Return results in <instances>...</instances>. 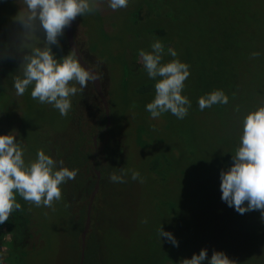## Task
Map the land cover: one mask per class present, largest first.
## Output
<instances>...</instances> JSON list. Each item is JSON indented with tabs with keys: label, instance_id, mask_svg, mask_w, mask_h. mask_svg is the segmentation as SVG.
Listing matches in <instances>:
<instances>
[{
	"label": "rangeland",
	"instance_id": "obj_1",
	"mask_svg": "<svg viewBox=\"0 0 264 264\" xmlns=\"http://www.w3.org/2000/svg\"><path fill=\"white\" fill-rule=\"evenodd\" d=\"M205 3L213 6L216 1L203 0L202 4ZM220 5L228 6V10L222 12V6L217 11L218 27L224 26L225 31L219 45L225 48L223 55L234 59L232 68H229L234 74L230 88L233 117L224 120L229 125L217 127L220 118L216 113L205 109L201 111L198 105L200 96L193 99L186 89L183 95L191 102L187 116L178 119L167 112L153 119L149 115L148 118L157 124L155 134L150 136L148 131L144 132L142 141L135 138L136 130L146 129L145 107L142 105L143 97L137 94L138 84L141 81H153L152 85L155 84V80L148 77L139 56L140 49L151 51L155 39L148 38L143 42L144 35L163 27L166 32L170 30L165 37L171 41L156 39L164 45L162 62H168L173 59L168 55V48H173L174 42L179 40L172 28L179 25L180 28L189 29L191 17L188 16L198 14V11L187 8V3L177 12L169 11V5L158 6L154 8L156 14L146 18L147 26L137 27L139 33L135 41L126 33V23L133 21V7L112 10L108 0H102L100 11L78 16L74 20L75 42L84 60L100 73L102 89L107 92L110 125L122 137L124 150L121 167L117 173L115 170L113 172L121 175V169L138 170L144 180L143 183L132 180L129 172L124 175V183H113L109 179L111 173L108 174L107 189L101 194L100 215L104 225L98 231V244L111 251L114 257H130L145 236L150 244L153 242L154 250L163 244L162 249L168 251L162 238L158 242L155 239H159L158 229L161 225L175 237L178 246H173V251L177 250L182 259H190L193 253L199 254L204 248L209 259L216 250L223 251L236 264H262L259 237L263 234L264 219L258 210L239 214L234 207L221 200L222 169L219 168L223 164L218 165L213 152L226 142L235 148L239 143L242 114L264 101V0H221ZM20 7V0H0V135L13 132L24 148V159L28 161L35 158L37 149L44 150L46 154L50 150L54 153L63 151L61 144L66 143L74 132L73 122L78 119L76 116L74 120L75 107L82 97L81 93L71 97V109L67 116H61L50 104H41L32 99L31 88L22 96L16 95L13 76L19 74L22 52L16 49L21 28L14 18ZM142 12L150 11L145 6ZM222 16L223 25L220 24ZM104 25L108 27V35L101 34L100 28ZM40 35L42 37V33ZM191 36L195 39L193 34ZM59 39V47L51 46L58 58L70 50L65 41V31ZM125 52L131 58L129 68L123 64ZM253 52L260 55L252 58ZM185 63L189 65L190 75L184 82L183 92L190 80L196 83L199 76L194 59L193 63L187 60ZM124 76L129 79L128 83L123 81ZM88 84L92 86V82ZM89 87L86 89L87 95L93 91ZM95 102H98L96 97ZM230 124L233 131H226ZM96 125H90L88 130L99 123ZM231 132L234 134L233 145L230 139L227 141ZM104 136L108 137L107 133ZM68 154L70 156V152ZM162 157L166 158L163 161L167 163L164 172L159 173L151 168L150 160ZM110 190L118 192L114 196L115 201L110 198ZM20 200L22 198L17 196V201ZM169 201H176L172 202L176 214ZM23 202L35 223V237H29L31 242L27 246L16 245L10 218L0 224V264H69L70 255L74 257V247L70 248L66 232L63 197L52 208ZM111 202L117 204V212L114 215L115 224L108 226L106 212H109L108 204ZM143 220H147V223H142ZM182 259H175L172 264H180ZM202 264H208L207 260Z\"/></svg>",
	"mask_w": 264,
	"mask_h": 264
},
{
	"label": "clouds",
	"instance_id": "obj_2",
	"mask_svg": "<svg viewBox=\"0 0 264 264\" xmlns=\"http://www.w3.org/2000/svg\"><path fill=\"white\" fill-rule=\"evenodd\" d=\"M101 2L20 0L21 7L14 18L21 28L16 49L22 52L19 74L13 76L16 95L22 96L31 88L32 99L50 104L61 116H67L72 107L71 97L82 93L89 82L101 79L94 68L81 65L76 49L58 58L51 47L60 46L59 38L78 16L100 11ZM128 3L129 0H108L112 10L127 8ZM163 55L164 45L159 40L151 44V51L139 50L148 77L155 80L154 99L146 104V110L153 119L166 112L183 119L191 106L190 100L182 95L184 82L190 75L189 65L177 59L178 54L171 47L168 55L173 59L162 62ZM259 55V52L251 53L252 58ZM228 102L229 97L220 89L198 98L201 111ZM232 161L227 170L220 171L221 200L239 214L258 210L264 219V101L242 114L239 143L232 153ZM129 172L132 180L144 182L140 172L134 169H121V175L113 172L109 179L113 183H124V175ZM77 173L78 170L66 167L62 159H54L42 149H37L34 159L26 161L24 148L15 134L0 135V224L8 221L14 211H23L17 196L36 207L52 208L55 202L62 200L60 186L75 179ZM64 206L70 205L65 203ZM158 236L178 246L175 237L161 225ZM205 260L208 264H236L223 251L213 250L209 259L204 248L199 254L193 253L190 259H182L180 264H202Z\"/></svg>",
	"mask_w": 264,
	"mask_h": 264
},
{
	"label": "trees",
	"instance_id": "obj_3",
	"mask_svg": "<svg viewBox=\"0 0 264 264\" xmlns=\"http://www.w3.org/2000/svg\"><path fill=\"white\" fill-rule=\"evenodd\" d=\"M137 0H129L127 9H131L133 7V21L127 25L126 23V33L130 35L133 41L137 40L136 34L139 33L137 27H146L147 20L146 18L153 13L156 14L154 8L163 7L164 5H169V11H180L185 7V3L188 4L187 8L195 9L198 11V14H192L191 19L188 21L190 26L187 29L186 27L180 28L179 25H176L172 28L174 33L177 35V41L173 44V49L177 52V56H182L179 59L181 62H191L193 63V59L195 61L196 67L198 69L199 76L197 78L196 83H192L191 80L188 86L185 88L184 92L182 91V95L188 89L191 93V97L193 99L198 98L199 96L206 95L207 93L211 92L215 89L223 90L224 93L229 97V102L226 105H213V109L205 108V111H211V113H216V116L220 118L218 126L227 127L229 123L225 122L224 120H231L233 117V109H232V92L230 91L231 83L233 81L234 74L230 71L232 68V63L234 59L228 57L227 55H223L222 50L225 48L219 45L221 40V36L225 33L223 32V27H218V15L217 11L219 8H222V12H227L228 6L220 5L221 0H215V5L211 6L210 4H202L203 0H140L138 3ZM137 3V6H136ZM148 8L149 13H143L142 10L144 7ZM188 10V9H187ZM168 11V12H169ZM159 13V12H158ZM157 13V15H158ZM193 17V18H192ZM224 17L222 16L220 19V24L223 25ZM107 25V24H106ZM190 28L192 31H190ZM108 27L102 26L100 28L101 34L108 35L109 31ZM186 31H188L186 33ZM145 32V30H144ZM170 32V30L168 31ZM166 29L159 28L157 31H152L146 33L144 35V40L150 39H170L169 37H165ZM186 33V34H185ZM194 35L195 39L192 38L191 35ZM111 37V36H109ZM117 39V38H116ZM150 39V40H151ZM121 40V39H117ZM66 41V39H65ZM116 41V40H115ZM167 41V40H164ZM163 41V42H164ZM171 41V40H169ZM67 43V42H66ZM123 47L125 46L122 44ZM125 49H128L126 47ZM127 52H125V55ZM185 57V58H184ZM178 59V58H177ZM185 59V60H184ZM124 66L129 68V64H131L130 56H127L123 60ZM132 65V64H131ZM230 68V69H229ZM98 74L99 71H98ZM101 81V80H100ZM123 81L128 83L129 79L124 76ZM153 81L147 82H139L138 84V93L143 97L142 105L145 107V117L144 122L146 129L136 130L135 138L137 140L142 141L144 132H149L150 136L155 134L157 124H154L148 117L150 113L146 110V104L151 102L154 99L155 89L154 85H152ZM87 85V87L81 93L82 101L79 99L77 100L76 107H75V114L74 120L77 116L78 119L73 122L75 128L73 127V133H71V137L66 140V143L61 144L63 147V151L58 153V151H52L48 154L54 159L64 161V165L71 169L78 170L77 176L73 180H68L66 183L62 184L61 191L63 197V213L65 215V220H67L66 225L67 229L66 232L68 234V240L70 248L74 247L73 253L74 257L70 255L69 257V264H78L79 263V256H80V232L83 228L85 213H86V206L89 199L90 192L93 188L95 182V172L94 169H97L101 173L100 179V187L99 193H97L98 198H96V202H94L91 212V222L89 231L87 233V241L89 239V243L85 247V256L83 260V264H172L173 260L175 259H182L180 254L177 250L174 249L173 251V244L169 242L165 237H160L159 239L155 237L157 242L162 238L167 245L168 251L162 249V245L160 244L157 250H154L149 241L142 239V242L137 246L136 251L133 252L130 257L123 258L122 256L114 257L111 251L107 249L101 248L98 242L100 241V232L102 228V221H101V201H102V193L107 189L108 186V174L112 173L114 170L117 171L121 167L122 163V155L124 150V145L122 143V137L113 130L112 126L109 125L107 129H104L106 125V119L104 115L103 106L101 103L100 98L96 95L93 86ZM92 88L93 90L91 93L86 91V89ZM104 92V90H103ZM105 96L107 92L105 93ZM95 97L97 101L95 102ZM89 100V102H88ZM92 100V101H91ZM83 104V107L81 105ZM86 103V104H85ZM79 107H78V105ZM97 104V105H96ZM193 104V103H192ZM87 105V107H86ZM84 106L86 107L84 111ZM80 108V109H79ZM214 111V112H213ZM87 116H85V114ZM88 113V115H87ZM168 114L163 113V115ZM167 117V116H166ZM221 117H224L223 119ZM99 123V125H98ZM92 124H97V127H92L89 131L88 127ZM228 130L233 131V126L230 124ZM192 131V129H191ZM208 132V131H207ZM108 135L105 137L104 134ZM191 135L194 136V133ZM228 135V134H227ZM96 136L97 141V148L95 150L93 146V137ZM230 137L227 141H231L232 145L234 144V134L229 135ZM236 148V147H235ZM233 146H229V143L226 145L222 144L218 151L213 152L214 157L217 160L219 165L223 164L222 167L219 169L227 170L229 165L232 163V153H234ZM221 151V152H220ZM70 152V156L69 153ZM212 155L213 153L210 152ZM166 158L159 159L153 158L150 160V166L153 170H158L159 173L164 172V167L166 168V163L163 160ZM215 160V161H216ZM222 160L223 162H220ZM161 165V166H160ZM71 166V168H70ZM111 196L110 198L115 201L116 198L114 197L118 192L114 190H110ZM170 202V201H169ZM171 201L169 205H171L172 210L176 214L175 205ZM22 206L23 211L16 210L10 215V220L13 228V235H14V242L16 241V245H20L22 247L27 246L30 244V236H34L33 234V227H35V223L32 221V217H30L29 209L23 204L20 200L19 202ZM65 203L69 204V207H65ZM164 203V202H163ZM168 205V204H166ZM165 205V206H166ZM109 212H106V217L108 219V226H112L115 224L114 215L117 212V204L110 203ZM166 209V208H165ZM168 210V209H166ZM115 211V213H114ZM104 225V224H103ZM32 229V231H31ZM39 230V228H38ZM31 233H29V232ZM263 234L259 237V245L261 249L260 258L262 264H264V226L262 227ZM169 232V231H168ZM157 236V235H156ZM35 237V236H34ZM108 248V246H107ZM212 250V249H211ZM71 251V250H70ZM107 253V254H106ZM22 257V256H21ZM73 260V263H72ZM174 263V262H173Z\"/></svg>",
	"mask_w": 264,
	"mask_h": 264
},
{
	"label": "water",
	"instance_id": "obj_4",
	"mask_svg": "<svg viewBox=\"0 0 264 264\" xmlns=\"http://www.w3.org/2000/svg\"><path fill=\"white\" fill-rule=\"evenodd\" d=\"M65 39L67 42V46L70 50L76 49L78 59H79L81 65L85 68H89V67L93 68L89 63H87L84 60V58L82 57V55L79 51V48H78L76 42H75L74 21L71 23L70 27L65 29ZM92 86L94 88L95 93L97 94V96L101 100L103 110H104L105 119H106V125H105L104 129H107L111 122H110V115H109V106H108L107 98H106V96L103 92V89H102L101 81L100 80L94 81L92 83ZM93 146L96 150V148H97L96 136L93 137ZM94 172H95V176H96L95 182H94L93 188H92L90 195H89V199H88L87 206H86L84 224H83V228L80 232V242L81 243H80V256H79V263L78 264H83V260H84V256H85L86 237H87V233L89 231L90 224H91L92 207H93L95 197H96V195L99 191V187H100L101 173L97 169H94Z\"/></svg>",
	"mask_w": 264,
	"mask_h": 264
}]
</instances>
